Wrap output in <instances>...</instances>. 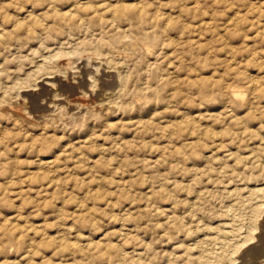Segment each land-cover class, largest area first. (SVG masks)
Masks as SVG:
<instances>
[{
  "label": "rangeland",
  "instance_id": "374dc122",
  "mask_svg": "<svg viewBox=\"0 0 264 264\" xmlns=\"http://www.w3.org/2000/svg\"><path fill=\"white\" fill-rule=\"evenodd\" d=\"M0 264H264V0H0Z\"/></svg>",
  "mask_w": 264,
  "mask_h": 264
},
{
  "label": "bare ground",
  "instance_id": "6f19581e",
  "mask_svg": "<svg viewBox=\"0 0 264 264\" xmlns=\"http://www.w3.org/2000/svg\"><path fill=\"white\" fill-rule=\"evenodd\" d=\"M233 90V89H232Z\"/></svg>",
  "mask_w": 264,
  "mask_h": 264
}]
</instances>
